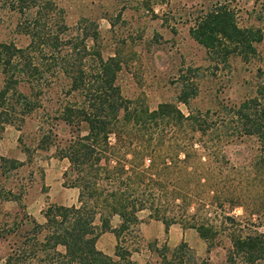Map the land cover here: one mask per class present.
<instances>
[{"label":"trees","instance_id":"trees-1","mask_svg":"<svg viewBox=\"0 0 264 264\" xmlns=\"http://www.w3.org/2000/svg\"><path fill=\"white\" fill-rule=\"evenodd\" d=\"M9 2L24 14L17 26L29 40L0 41V137L6 125L22 131L34 117V148L67 160L62 185L76 188L77 199L46 206L43 222L24 213L0 231L15 237L4 264H138L142 210L165 232L172 224L194 229L206 252L228 239L221 264H264V4L248 24L231 0H204L192 12L189 34L214 74L234 58L252 68L243 96L185 114L178 102L189 106L196 81L180 77L175 98L151 109L123 95L116 82L121 61L102 53L96 23L70 26L61 8L50 13L44 3L34 10L26 0ZM58 81L62 93L50 98L46 91ZM245 137L255 140L256 153L232 162L225 147ZM23 147L30 159V147ZM3 198L24 212L20 196L9 190ZM235 208L242 213L231 214ZM103 232L114 236L111 255L96 247ZM147 248L153 264H214L186 253L185 243Z\"/></svg>","mask_w":264,"mask_h":264},{"label":"rangeland","instance_id":"rangeland-1","mask_svg":"<svg viewBox=\"0 0 264 264\" xmlns=\"http://www.w3.org/2000/svg\"><path fill=\"white\" fill-rule=\"evenodd\" d=\"M203 1L148 0L147 3V0H26L27 5H32L34 10L41 3H44L43 6L50 13L61 8L63 18L70 26H76L82 19H88V26L96 23L102 53L105 56L116 55L121 61L116 82L123 95L130 100L141 102L152 109L160 102L175 98L180 77L185 76L190 82L196 81L198 94L189 99V106L178 102V107L185 114L188 107H213L217 98L238 99L245 93L242 82L251 76L249 69L252 65H247L238 58L232 59L228 65L217 66L219 71L214 74V63L208 59L204 47L188 31L192 12L198 10ZM230 4L236 9L240 23L248 24L252 21L251 15L262 10L264 0H231ZM11 5L9 0H0V41H14L18 46L26 45L28 35L17 26L18 21H25V16ZM261 47L264 50V45ZM58 84L59 81L47 89L46 94L50 98L61 95ZM1 85L0 74V87ZM35 127L36 119L32 117L27 119L22 131L13 125H6L1 132V232L13 221H19L24 213L43 222L41 211L49 204L76 203L77 189L62 185V172L67 166V160L54 157L53 149L34 148ZM58 131L61 136H67L66 128H59ZM20 137L22 144L19 142ZM23 145L30 147V159ZM256 148L255 140L245 137L227 145L225 154L232 162L240 163L253 156ZM1 157L11 161H3ZM12 161L18 162L16 167H12ZM9 190L20 196L24 212L16 201L3 198ZM230 213L240 215L242 211L235 208ZM139 217L142 219L140 233L144 243L133 255L138 264H145L147 260L149 264H153L156 260V256L151 255L147 248L149 243L158 248L167 246L169 249L185 243L186 253L190 252L198 258L207 256L214 264L223 262L229 246L225 237L206 252V242L194 229L186 228L185 238H180L181 226L174 224L177 230L169 242V235L164 231L161 221L150 219L147 210L140 211ZM117 222V217H114L112 223ZM24 230V227L20 228V231ZM143 231H147L148 235L156 234L157 237L146 238ZM14 238L10 235L0 237V264H4ZM114 244L115 239L110 232H103L96 241V247L110 255L113 254Z\"/></svg>","mask_w":264,"mask_h":264},{"label":"crops","instance_id":"crops-1","mask_svg":"<svg viewBox=\"0 0 264 264\" xmlns=\"http://www.w3.org/2000/svg\"><path fill=\"white\" fill-rule=\"evenodd\" d=\"M164 226V225H163ZM164 228V227H163ZM174 228V229H173ZM188 229H191V228H188ZM176 228L174 227V224H172V225H170L169 226V228H168V230H167V232H166V234H168L169 236H168V238H169V242H171V238H172V235H173V233H175L176 232ZM164 231H165V229H164ZM186 231H187V229L186 228H180V238H182V237H184L185 236V234H186ZM144 232V236H146V238H148V237H150V236H156L157 237V235L156 234H152V235H148L147 234V231H143ZM185 238V237H184ZM173 239V238H172ZM173 244V243H172Z\"/></svg>","mask_w":264,"mask_h":264}]
</instances>
